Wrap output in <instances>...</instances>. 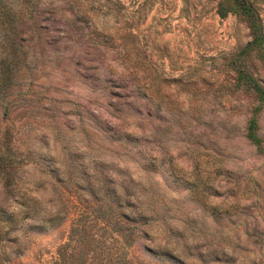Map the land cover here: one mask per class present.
Wrapping results in <instances>:
<instances>
[{
	"label": "rangeland",
	"instance_id": "rangeland-1",
	"mask_svg": "<svg viewBox=\"0 0 264 264\" xmlns=\"http://www.w3.org/2000/svg\"><path fill=\"white\" fill-rule=\"evenodd\" d=\"M231 3L0 0V264L117 227L135 264H264V0L256 40Z\"/></svg>",
	"mask_w": 264,
	"mask_h": 264
},
{
	"label": "trees",
	"instance_id": "trees-1",
	"mask_svg": "<svg viewBox=\"0 0 264 264\" xmlns=\"http://www.w3.org/2000/svg\"><path fill=\"white\" fill-rule=\"evenodd\" d=\"M232 7H236L244 16L249 20V25L251 27V32L254 33L253 39L259 36L256 34L257 27L253 23V9L251 0H232ZM217 12L219 15H223L225 13V9L222 7V4L219 3L217 6ZM253 90H255L258 94L261 93V88L258 85H253ZM245 136L249 138L251 141L256 142L257 137L255 135V119L254 117H250L247 120ZM45 220H50V217H46ZM76 224L71 225V231L73 229H77ZM80 227V226H79ZM78 227V229H79ZM112 231L116 232L117 235H113V239L116 241V245L113 249H105V247L98 246L99 251L94 253V248L90 247V253L94 255V259H88L85 255L81 258L72 257L74 250H66V243H62L59 245L55 258L53 259V264H135L132 263L129 256L126 254V251L121 252L122 250V242H128L131 239L132 232L127 231L126 233H120L119 227L112 229ZM78 232V230H77ZM123 240V241H122ZM80 241V239H79ZM129 244V243H128ZM76 249V247L74 248ZM104 251V252H103ZM103 252V253H101ZM139 264V263H137ZM146 264V263H141Z\"/></svg>",
	"mask_w": 264,
	"mask_h": 264
}]
</instances>
